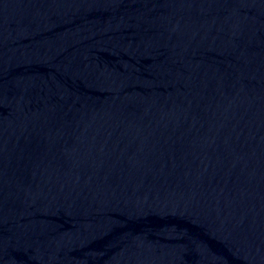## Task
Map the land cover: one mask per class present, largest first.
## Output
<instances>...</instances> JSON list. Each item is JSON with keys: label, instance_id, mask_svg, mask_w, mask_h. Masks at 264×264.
Returning <instances> with one entry per match:
<instances>
[{"label": "water", "instance_id": "95a60500", "mask_svg": "<svg viewBox=\"0 0 264 264\" xmlns=\"http://www.w3.org/2000/svg\"><path fill=\"white\" fill-rule=\"evenodd\" d=\"M0 264H264V0H0Z\"/></svg>", "mask_w": 264, "mask_h": 264}]
</instances>
